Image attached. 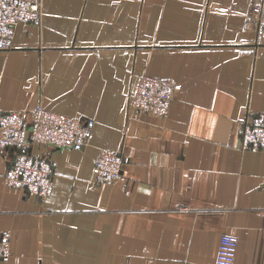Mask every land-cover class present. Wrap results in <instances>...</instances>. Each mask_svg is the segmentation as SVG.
Wrapping results in <instances>:
<instances>
[{
    "label": "crops",
    "instance_id": "obj_1",
    "mask_svg": "<svg viewBox=\"0 0 264 264\" xmlns=\"http://www.w3.org/2000/svg\"><path fill=\"white\" fill-rule=\"evenodd\" d=\"M257 0H39L0 49V110L37 105L91 118L81 149L37 145L45 196L9 188L0 150V264H264V150L241 149L247 111H264V45L244 18ZM169 79L164 117L132 112L138 76ZM99 149L122 173L96 182Z\"/></svg>",
    "mask_w": 264,
    "mask_h": 264
},
{
    "label": "built area",
    "instance_id": "obj_2",
    "mask_svg": "<svg viewBox=\"0 0 264 264\" xmlns=\"http://www.w3.org/2000/svg\"><path fill=\"white\" fill-rule=\"evenodd\" d=\"M39 0H0V49L8 48L19 23H37ZM252 28L254 44L264 45V0H257L246 14L243 29ZM174 85L162 77L142 74L127 95L132 112L164 117L169 109ZM93 120L50 111L41 105L29 109L0 110V150L10 152L3 177L6 185L29 195L45 196L51 189L52 161L32 152L37 145L81 149L88 144ZM241 149L264 150V111H247L239 129ZM119 151L99 149L93 165V179L109 182L122 173ZM237 236L221 234L216 264H233ZM9 252V233L0 231V259Z\"/></svg>",
    "mask_w": 264,
    "mask_h": 264
}]
</instances>
